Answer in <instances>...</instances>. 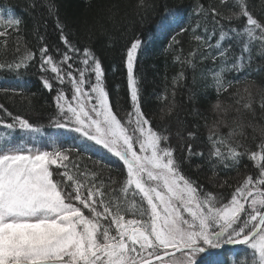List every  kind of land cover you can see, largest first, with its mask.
I'll use <instances>...</instances> for the list:
<instances>
[{
    "label": "snow or ice",
    "instance_id": "1",
    "mask_svg": "<svg viewBox=\"0 0 264 264\" xmlns=\"http://www.w3.org/2000/svg\"><path fill=\"white\" fill-rule=\"evenodd\" d=\"M36 7L32 0L25 11ZM43 7L54 18L57 43L49 44L37 23L36 50L25 42L20 55L17 42L13 59L0 61V71L13 74L19 85L4 94L27 100L29 109L15 114L0 103V264H264V86L248 81L254 57L264 60V17L250 10L248 0H231L226 16L201 0L187 10L164 8L162 22L149 31L155 39L179 28L164 51L180 70L158 97L165 105L159 126L145 111L137 74L149 41L143 31L134 33L159 5L137 0L134 18L125 13L117 20L119 5L108 4L91 21L62 19L58 0H44ZM6 10L7 16L0 8L5 52L23 24L11 6ZM186 11L196 22L180 27ZM113 32L123 39L120 66L113 65L126 84L123 104L119 84L113 102L97 51L98 42L101 49L115 45ZM189 33L191 50L184 56L177 36ZM197 57L202 90L214 89L217 96L211 123L195 106L185 118L177 112V89L187 88L190 104L197 96L198 79L189 86L186 74L197 68ZM33 66L50 96L45 112L35 116V94L22 79ZM230 73L239 79H228ZM225 94L230 102L220 99ZM187 115L204 121L199 145L201 124L189 125ZM79 152L95 157L93 168L73 158ZM245 157L251 167L240 174ZM193 160L203 162L195 171L206 165L211 172L210 187L192 175ZM114 166L118 176L112 175ZM220 169H236V182L221 179Z\"/></svg>",
    "mask_w": 264,
    "mask_h": 264
},
{
    "label": "trees",
    "instance_id": "2",
    "mask_svg": "<svg viewBox=\"0 0 264 264\" xmlns=\"http://www.w3.org/2000/svg\"><path fill=\"white\" fill-rule=\"evenodd\" d=\"M32 2V0H0V8L5 9V15L7 16V6H11L14 9V13L17 16L23 17V24L20 28V37L17 38L15 35L8 41V49L7 52L0 47V61L11 60L13 59V49L17 46V42H19L21 46L20 55L24 53V44L27 42L28 46L32 48L34 51L37 46V37L34 35L36 30V25L39 23V34L44 37V39L52 45H55L58 41L57 33L54 27V18L49 19L46 16V8L43 7L44 0H35L36 9L25 11L27 6ZM150 2L158 4L159 7L155 8L153 11H149L147 14V18L143 26L137 24L134 33L136 32H144V39L149 41L147 46L144 47L140 53V59L137 64V74L141 78V91H142V99L145 105V111H147L150 116L153 118V123L155 125L162 126V122L160 120L161 116V108H164L165 105L158 101L159 95H161L165 90V85L167 83L169 89L171 88V79L173 75L177 71L180 70L179 64H174L172 61V54L166 53L164 51L165 47L169 43L171 35L174 32H178L179 28H175L173 31H169V33L165 35H159L157 38L153 39L150 33V29L162 22L161 13L164 11V8L174 9L178 7H183L185 10L189 8L190 5L194 3V0H150ZM201 2L208 7L209 5L216 7L217 11L222 13L223 15H228L231 9V0H227L226 4H221V0H201ZM60 5V15L61 18L68 17L69 21L75 19L76 17H81L84 19H88L91 21L96 14L101 10L102 6L108 4H116L119 5V15L117 16V20L125 14H129V18L132 19L134 17L131 16V13L134 11V6L137 3V0H58ZM250 10H252L258 18L264 17V0H248ZM47 19V26H44L43 20ZM186 19L184 23L180 25V27H188L190 24L194 26L196 20L187 18V11L185 12ZM31 17V18H30ZM201 19L202 18H196ZM225 23H227L225 21ZM69 26L72 27L71 22ZM209 28H211V16H209ZM133 33V34H134ZM113 35L117 37L116 43L111 48H103L101 49L100 43H97V51L98 54L103 57L104 67L108 72V85L112 92L113 102L117 100L116 93V85L119 84L121 86V91L119 92V99L121 104L124 103L126 99V84L122 80V72L115 71L113 72V65L120 66V49L123 43V39L120 38V34L118 32H113ZM189 34H181L177 36L178 40L183 41L182 47L184 50V56H187L188 52L191 50L189 46ZM3 44V40L0 39V45ZM195 45H192L194 47ZM197 60V68L195 70L191 68L186 69V74L188 77V85L190 86L192 83L193 77H197L198 79V87L194 89L197 91V96L193 103H189L187 101V88H179L176 93V103L178 105L177 112L181 118H185L186 112H190L191 108L195 106L200 110L201 113L207 115L209 123L214 118L212 113V104H214L217 100V96L214 89H207L206 91L202 90V86L204 84L203 80H200V71L203 65L199 64V58ZM258 65L264 66V60H262L259 56L254 57V63L252 64V74L248 77V81H254L258 86H264V67L261 68V71L257 72L255 69ZM167 76V81L165 77ZM228 79H233L239 77L236 73L228 74ZM22 79L28 81V93H34L35 96L32 97L31 103V114L33 116L39 115L41 112H45L46 110V101L50 99V96L47 92L43 91L38 82V75L36 74L35 67H31L27 72H22ZM243 87V83L240 85ZM19 85L15 81V77L13 74L0 71V103L5 104L9 110L13 111L15 114H20L29 111L27 100H22L21 97L15 96L12 97L11 94L5 95L3 89L10 88H18ZM51 95H54L52 93ZM171 99V96H169ZM221 100L225 102H230L227 99V94L220 97ZM14 101V103H13ZM19 109V112L17 111ZM172 121L174 124L175 116L172 117ZM168 120L163 121V123H168ZM199 122L201 124L200 133L202 134L200 138L197 139L196 144L199 145L201 140L203 139L204 134H206V129L203 127L204 121L199 117H193L191 115H187V123L189 125ZM41 123L47 124V121H41ZM2 130V129H0ZM173 132H175V126H173ZM222 131H227V129H222ZM249 135H251V129L248 130ZM19 135V133H17ZM72 135H75L74 133ZM173 144H177V139L174 137L172 140ZM251 144L252 142L249 141ZM72 145L71 140L65 143L63 146L68 148ZM102 150H97V155H99ZM88 153L79 152L78 155L76 153L73 154L74 159H78L81 166H88V168H93V160L89 159ZM110 161L105 160V163H109ZM113 165H115V160L111 161ZM198 163H203L200 160H193L192 164V175L194 177H199L201 183L208 184V177L211 175V172L205 165V167L197 172L195 171V165ZM251 167V162L247 160V158H242L239 171L240 174L244 173L245 167ZM107 175V172H105ZM113 176H118V168L114 166L112 171ZM219 177L230 178V182L235 183L238 179V173L236 169L225 170L220 169Z\"/></svg>",
    "mask_w": 264,
    "mask_h": 264
}]
</instances>
